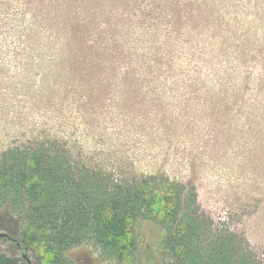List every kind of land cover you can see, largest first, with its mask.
I'll use <instances>...</instances> for the list:
<instances>
[{"label":"rangeland","instance_id":"rangeland-1","mask_svg":"<svg viewBox=\"0 0 264 264\" xmlns=\"http://www.w3.org/2000/svg\"><path fill=\"white\" fill-rule=\"evenodd\" d=\"M5 1L6 12L24 5L27 21H38L46 36L113 49L122 59L180 63L241 90L237 100L231 93L234 102L222 114L213 92L155 93L134 86L132 78L121 88L99 84L85 92L83 103L77 94L61 98L57 89L34 84L41 74L16 76L7 35L12 28L0 22V153L62 137L91 164L117 172L165 171L193 182L202 212L218 229L237 233L264 264V130L255 133L264 123V0ZM25 226L24 215L0 200V250L31 264H51L45 248H21ZM134 229L139 264H167L157 245L164 229L149 220L136 221ZM65 255L66 264H128L92 240Z\"/></svg>","mask_w":264,"mask_h":264},{"label":"trees","instance_id":"trees-1","mask_svg":"<svg viewBox=\"0 0 264 264\" xmlns=\"http://www.w3.org/2000/svg\"><path fill=\"white\" fill-rule=\"evenodd\" d=\"M5 5L0 0V22H9L12 28L7 35L16 76L30 79L41 74L34 84L42 91L57 89L61 98L77 94L83 103L85 92L98 90L99 84L121 88L131 86L132 78L134 86L155 93L213 92L218 114L230 109L231 93L234 100L240 94V86L184 70L180 63L132 55L122 59L123 53L113 49L79 47L68 36H46L38 21H27L24 5L7 12ZM258 125L255 133L262 134L264 123ZM0 200L25 217V229L18 236L21 248L33 252L45 248L52 254L51 264H66L65 251L89 240L120 262L139 264L141 247L134 229L138 220L164 229L157 245L167 264H261L237 233L218 229L202 212L195 183L171 178L165 171L117 172L91 164L74 155L62 137L0 153ZM0 264L31 263L0 250Z\"/></svg>","mask_w":264,"mask_h":264},{"label":"water","instance_id":"water-1","mask_svg":"<svg viewBox=\"0 0 264 264\" xmlns=\"http://www.w3.org/2000/svg\"><path fill=\"white\" fill-rule=\"evenodd\" d=\"M1 235H3V234H1ZM28 263H30V260H28Z\"/></svg>","mask_w":264,"mask_h":264}]
</instances>
